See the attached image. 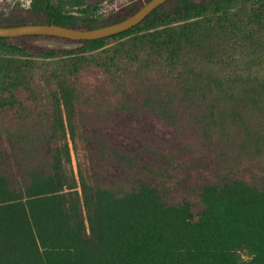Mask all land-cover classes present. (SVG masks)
<instances>
[{"label":"trees","instance_id":"obj_1","mask_svg":"<svg viewBox=\"0 0 264 264\" xmlns=\"http://www.w3.org/2000/svg\"><path fill=\"white\" fill-rule=\"evenodd\" d=\"M102 1L33 0V9L45 19L31 24L92 29L126 18L108 14ZM167 4L172 5L169 11L164 10ZM141 6L131 3L127 15ZM108 39L114 42L111 54L90 63L109 71L125 55L126 64L176 82L145 99V106L164 118H174L171 105L177 97L205 102L208 115L217 112L212 123L222 118L237 130L244 124L237 110L264 115V65L253 52L264 47V0H166L132 28L73 41L77 48H47V55L85 54ZM223 43L240 51L220 56L213 46ZM12 48L15 55L22 54L21 48ZM35 69L32 61L5 60L0 65L2 92L9 97L12 91L29 92ZM49 76L55 85L48 91V136L58 130L68 155L57 118L64 109L71 128L74 90L63 70ZM48 136L36 135L23 152L32 164L16 187L14 180L0 176V264H264V175L249 181L224 176L200 184L197 212L190 201H167L160 187L139 178L121 188H86L81 181L78 194L74 178L63 176L58 149L52 163L40 157L41 138L47 142ZM254 140L264 147V131Z\"/></svg>","mask_w":264,"mask_h":264},{"label":"rangeland","instance_id":"obj_2","mask_svg":"<svg viewBox=\"0 0 264 264\" xmlns=\"http://www.w3.org/2000/svg\"><path fill=\"white\" fill-rule=\"evenodd\" d=\"M32 1L5 0L0 10V26L43 21L44 13L34 10ZM146 1L103 0L101 5L108 14L118 18L128 16L126 8L131 3L143 5ZM171 6L165 5L164 10L169 11ZM43 42L78 46L77 42L53 36L28 35L0 40V65L12 59L32 61L36 67L29 80V92L20 89L12 91L14 96L9 97L2 92L0 83V176L14 180L15 187L16 180L32 164L23 152L29 150L36 135L48 136L51 121L48 91L55 85L49 73L59 70H63L74 90L71 128L64 109L57 118L64 126L68 155L64 140L56 130L52 137L48 136L49 141L41 138L44 144L40 143V157L52 163L51 155L58 149L63 176L74 178L78 194H81V181L86 188L95 184L121 188L139 178L160 187L167 201H190L193 211L197 212L200 184L219 181L224 176L249 181L251 177L264 175L263 143L259 146L254 140L264 131V115L237 110L244 123L237 130L222 118L212 123L210 118L217 112L214 110L208 115L205 102L177 97L171 105L174 118H164L144 103L158 89L174 88L173 79L155 71L145 74L139 65L126 64L122 58L125 55L119 56L120 62L109 71L98 63H90V60L101 62L110 55L113 40L108 39L85 54L56 51L52 58L48 57ZM12 46L21 48L22 54L15 55ZM213 48L220 56L226 51L230 54L240 51L230 43ZM254 49L264 65V47ZM239 255L247 259L243 252Z\"/></svg>","mask_w":264,"mask_h":264},{"label":"water","instance_id":"obj_3","mask_svg":"<svg viewBox=\"0 0 264 264\" xmlns=\"http://www.w3.org/2000/svg\"><path fill=\"white\" fill-rule=\"evenodd\" d=\"M165 1L166 0H148L138 10L126 18L109 25L92 29H77L55 24H23L16 26H0V37L9 38L40 35L59 37L72 41L99 39L132 28L141 22L154 8ZM42 45L52 49H72L77 47L76 44H61L56 42H43Z\"/></svg>","mask_w":264,"mask_h":264},{"label":"flooded vegetation","instance_id":"obj_4","mask_svg":"<svg viewBox=\"0 0 264 264\" xmlns=\"http://www.w3.org/2000/svg\"><path fill=\"white\" fill-rule=\"evenodd\" d=\"M5 3V0H0V10H1V7H2V5ZM57 38H59V37H57Z\"/></svg>","mask_w":264,"mask_h":264}]
</instances>
